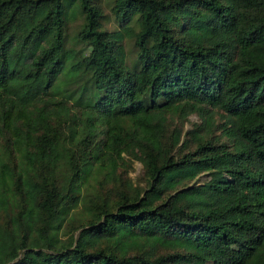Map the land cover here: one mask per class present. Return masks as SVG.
<instances>
[{
    "label": "trees",
    "instance_id": "obj_1",
    "mask_svg": "<svg viewBox=\"0 0 264 264\" xmlns=\"http://www.w3.org/2000/svg\"><path fill=\"white\" fill-rule=\"evenodd\" d=\"M107 4L0 0V264H264V0Z\"/></svg>",
    "mask_w": 264,
    "mask_h": 264
},
{
    "label": "rangeland",
    "instance_id": "obj_2",
    "mask_svg": "<svg viewBox=\"0 0 264 264\" xmlns=\"http://www.w3.org/2000/svg\"><path fill=\"white\" fill-rule=\"evenodd\" d=\"M101 2L102 5V10L104 12L105 18L108 22V27L112 28L113 27V16L111 14L110 11V7L108 6V0H99ZM77 23H81L80 19L77 20L73 26ZM129 43H127V48H130ZM216 111V110H215ZM214 113V117L216 120L222 118L219 114L220 111H216ZM221 113V112H220ZM200 117L197 114H191L187 117V120L183 123V131L185 132L186 130H190L194 124H198L200 123ZM220 131L216 132V135H219ZM129 167L126 172H127V176L133 180L134 185H138V186H144L145 185V179H144V172H143V166L142 164L137 161V160H133L128 162ZM206 177L202 176L200 178V180H204ZM236 235L239 236V238H241V240L243 242H248L249 238L253 235V232L250 229H242L239 231H235ZM244 244H235L227 249H225L223 247V245L221 243H217V247L221 250H223L224 252L221 254V256L219 258H217L214 261L209 262L208 264H232L233 261L238 257L239 254L243 253L244 251Z\"/></svg>",
    "mask_w": 264,
    "mask_h": 264
}]
</instances>
